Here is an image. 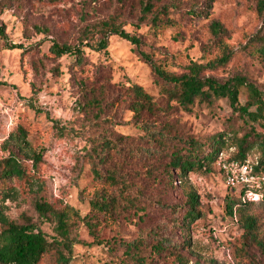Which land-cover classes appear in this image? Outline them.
Masks as SVG:
<instances>
[{"label": "rangeland", "instance_id": "obj_1", "mask_svg": "<svg viewBox=\"0 0 264 264\" xmlns=\"http://www.w3.org/2000/svg\"><path fill=\"white\" fill-rule=\"evenodd\" d=\"M258 3L215 0L207 9L203 0H0V26L6 34L0 36V158L18 124L27 125L32 144L44 148L39 180L7 181L13 188L10 196H1L4 213L15 221L21 222L23 214L37 221L38 197L57 207H74L81 218L72 229L69 264H264V202L246 196L247 207H235L232 214L228 198L239 201L244 188L229 186L220 165L236 153L239 138L262 132L263 123L243 117L227 97L196 102L185 110L161 92L145 58L148 54L176 73L192 62L210 63L224 52L212 30L218 22L226 31L230 58L205 73L222 80L244 76L264 91V56L251 41L264 27ZM195 4L202 12L193 8ZM158 11L160 18L155 20ZM111 18L142 43L112 34L106 49H96L99 33L88 29ZM82 39L89 43L82 65L69 54L56 56L50 50L54 42ZM16 44L22 47H11ZM134 85L152 96L153 112L135 115ZM247 98V88L242 87L241 105ZM142 117L166 132L202 141L217 133L233 136L209 171L190 172L180 182L170 175L168 158L144 161L126 152L149 145L139 126ZM108 139L125 151L121 188L103 183L89 160L93 146ZM258 154L255 146L247 159L255 163ZM111 164L102 170L107 173ZM103 188L120 197V205L88 222L90 200ZM192 193L200 201L201 216L173 231L179 249L158 248L154 232L171 225L173 217L163 205L178 204L183 213ZM248 215L256 216L253 234L241 225ZM39 264H57L54 253H47Z\"/></svg>", "mask_w": 264, "mask_h": 264}, {"label": "trees", "instance_id": "obj_2", "mask_svg": "<svg viewBox=\"0 0 264 264\" xmlns=\"http://www.w3.org/2000/svg\"><path fill=\"white\" fill-rule=\"evenodd\" d=\"M214 1L203 0L207 9H210ZM148 8V10H152L150 5ZM193 8L202 12V6L195 4ZM258 8L262 13L264 23V0H259ZM159 11L154 18L155 20L160 18ZM88 30L99 33L95 39L97 46L91 45L96 46V49L99 50L108 47L109 37L112 34H117L135 44L142 43L140 37L127 32L118 25L114 18L92 24ZM212 30L215 42L223 46L224 52L210 63L192 62L184 67V71L176 73L167 70L150 55H145L154 69L161 92L169 100L178 101L185 110H191L196 102L213 103L217 99L227 97L235 111H238L243 117H247L248 120L262 122L264 126L263 90L244 76L222 80L205 73L207 70L225 64L230 58V52L224 41L225 29L220 23L214 22ZM0 36L6 37L5 29L2 26H0ZM254 37L255 40L251 41L257 44V49L264 56V27L263 31L256 33ZM88 44V42L85 43L84 39L77 43L54 42L50 50L56 56L69 54L76 64L82 65L86 58L84 46ZM11 47H22V45L16 44L11 45ZM242 87H246L248 91V98L244 105L239 102ZM132 90L137 97L133 106L135 115L140 116L144 110L153 112L152 96L140 85H134ZM253 106L256 107V110H250ZM141 121L143 123L139 126L144 131V141L149 145L129 147L126 152L131 158L135 157L137 160L147 161L161 156L168 158L170 175L174 177L175 174L180 182L190 172L209 171L212 163L218 161L223 148L226 146L227 139L233 136L231 133H217L211 136L208 141H202L199 138L166 132L162 127L156 126L154 122L145 120L143 117ZM252 130H254L253 127L249 132ZM248 134L251 133H247L238 139L236 153L228 157L226 161L242 162L247 159L249 152L257 146L259 154L254 163V172L264 174V130L262 132L253 131L251 135ZM3 150L6 154L0 158V199L1 196L6 198L12 194L13 187L6 184L10 179L19 178L28 183L39 180L37 173L44 160V148L39 149L32 144L29 139V128L25 124H18L17 128L5 140ZM124 152L121 145L113 139L98 142L89 151L88 156L94 172L103 183L119 186V188L123 186L125 183L123 177ZM108 162H113V164L105 173L102 166ZM261 191L262 197L258 200L264 202V184ZM90 202L92 209L89 213L88 222H93L98 214L113 213L120 205V197H116L103 188L95 194ZM244 202L246 200L244 201L242 198L237 201L230 196L227 201L229 211L233 214L235 207L238 206L245 209L247 203ZM199 204L197 194L192 193L189 198V206L183 213H181L182 206L178 204L163 205L172 210L173 217L171 225H164L154 232V240L158 242V248L165 247L173 250L180 248L181 243L176 240L173 231L180 226H189L201 216L202 213L198 209ZM35 208L39 216L37 221L23 214L20 222L10 219L0 204V264H39L49 252L54 253L57 264H69L72 257V243L75 240L72 229L77 224V220L81 218L79 212L72 206L57 207L42 197L36 199ZM241 225L247 234H253L257 225L256 216H245L241 220ZM48 226H50L49 230L47 229ZM127 247L133 248L134 245L127 244Z\"/></svg>", "mask_w": 264, "mask_h": 264}, {"label": "built area", "instance_id": "obj_3", "mask_svg": "<svg viewBox=\"0 0 264 264\" xmlns=\"http://www.w3.org/2000/svg\"><path fill=\"white\" fill-rule=\"evenodd\" d=\"M226 182L231 187L242 186L244 193L241 194L242 200H246V196L261 198V188L264 184V174H256L254 172V163L249 159L244 161L225 162L220 161ZM257 189V190H256Z\"/></svg>", "mask_w": 264, "mask_h": 264}]
</instances>
